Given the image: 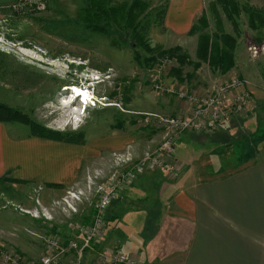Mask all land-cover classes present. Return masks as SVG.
Instances as JSON below:
<instances>
[{"label": "rangeland", "instance_id": "1", "mask_svg": "<svg viewBox=\"0 0 264 264\" xmlns=\"http://www.w3.org/2000/svg\"><path fill=\"white\" fill-rule=\"evenodd\" d=\"M131 1L107 0L109 4ZM142 1L147 4V8L140 20L147 23L145 35L153 49L150 53L133 46L129 41L120 40L117 30L99 32L86 28L77 19V14L80 8L88 4V0H45L41 10L15 11L10 5L6 10L0 11V103L27 115L44 129L71 134L70 136L79 133L83 139L108 132L112 127L137 136H143V131L149 127L161 131L163 129L160 126L144 123L143 113L149 110L150 106L147 94L151 86L148 70L152 67L146 66L156 65L163 55L171 59L170 65L163 69L164 74L161 70L159 75L165 86L174 85L176 88L202 95L211 92L221 81L243 76L249 81L248 90L256 86L260 94H264V58H251L247 50L250 44L264 43V28L249 27L248 16L244 10L251 7L264 14V0H237L241 8L236 19L237 32L219 10L223 31L236 37L237 69L227 76H224L226 73L219 74L207 63L197 59V33L177 37L165 31L160 12L165 8L166 0ZM205 8L206 5L203 10ZM207 20L206 31L214 32V21L209 16ZM163 51L167 54H163ZM139 53L141 60L149 54L152 60H149L148 64L139 61ZM202 68L204 70H201ZM196 71H200L199 75ZM82 84L93 86L95 105L83 106L77 98L71 97L68 87ZM156 92L160 93H157L158 96L163 95V103L170 98L168 95H172L165 91ZM262 96L258 101L252 97V103L244 111L245 114L232 120L220 136L223 143L232 142L234 145V149H230L226 155L228 157L224 154L220 157V162L224 165L226 162H234L236 155L243 154L255 160H264V95ZM151 101L159 104L156 98ZM160 113L173 115L164 111ZM4 124L14 136L29 134V128L25 124ZM126 146L128 148L124 147L118 151L129 150L134 158L145 152L136 157L129 149L130 144ZM105 158L104 165L100 162L90 165L89 168L84 166L80 176L82 180L67 186L61 195L68 188L87 191L90 179L95 183L104 181L103 177L116 167L112 152ZM159 173L168 180L166 172ZM42 191V185L33 187L28 197L29 205L25 206L14 203L15 197L10 189L6 192L0 188V251L17 254L25 261L37 258L44 251L42 238L49 233L63 236L68 222L89 219L97 198L91 189L88 199L78 203L77 213L66 215L58 211L50 220L43 217L34 218L20 210L38 206L36 199L41 206L49 205L51 201L42 199ZM112 220L108 219V225L100 239L101 243L97 246L98 251L109 249L106 245L118 248L114 244L116 239H144L153 231L145 229L136 233V228L129 223L130 220L125 219V222L112 227ZM104 241L106 244L102 243ZM88 254L94 256V252H88L85 259H89Z\"/></svg>", "mask_w": 264, "mask_h": 264}, {"label": "crops", "instance_id": "2", "mask_svg": "<svg viewBox=\"0 0 264 264\" xmlns=\"http://www.w3.org/2000/svg\"><path fill=\"white\" fill-rule=\"evenodd\" d=\"M15 1L0 0V11ZM207 1L166 0L165 31L177 37L188 34ZM235 69L236 65L224 76ZM149 87L150 106L145 112L175 114L187 109V104L173 95L164 94L170 98L163 103V95ZM249 90L256 101L263 98L256 86ZM153 97L159 104L151 101ZM226 128L211 134L182 133L173 141V155L182 164L177 176L166 174V181L159 173L162 171L144 173L118 193L107 211L113 219L111 226L125 219L136 233L153 231L144 239H116L115 247L135 258L137 264H264V160L243 154L236 155L234 162L221 163L220 157H228L234 149L233 143L221 140ZM12 134L0 122V188L10 189L14 203L25 206L36 185L43 186L42 199L51 201L82 180L84 166L104 165L105 157L128 144L137 157L164 138L163 130L151 127L143 136L112 127L80 143ZM87 257L86 264H93L94 256Z\"/></svg>", "mask_w": 264, "mask_h": 264}, {"label": "built area", "instance_id": "3", "mask_svg": "<svg viewBox=\"0 0 264 264\" xmlns=\"http://www.w3.org/2000/svg\"><path fill=\"white\" fill-rule=\"evenodd\" d=\"M45 0H16L11 4L15 11L24 9L44 8ZM251 58H264V43H253L247 46ZM171 59L165 55L156 65L148 70V80L155 91H165L175 95L187 104V109L173 115L159 112H144V123L160 126L164 138L152 151H145L140 157L134 158L129 150L112 152L116 167L105 177L104 181L95 183L91 179L87 191L67 189L61 197L51 200L49 205L38 206L21 211L34 218L43 217L50 220L56 212L66 215L77 213L78 203L88 199L91 189L97 195L89 219L71 221L66 225L64 235L49 233L43 239L44 251L37 258L25 261L17 254L0 251V264H85L88 252H94L93 264H137L135 258L125 254L119 248L99 250L103 231L108 225L106 213L117 194L128 187L139 175L151 171H164L175 177L182 169L180 161L173 155V141L184 132L214 133L227 126L235 118L244 115L252 103V95L247 88V81L240 77H232L214 86L209 93L198 95L176 88L165 86L159 78L161 70L168 67ZM165 70L162 71L164 74ZM77 92H71L72 98H77L83 105H95L92 85H77ZM73 89V88H72ZM101 177V178H102ZM41 213V214H40ZM96 248V250H95ZM98 251V252H97Z\"/></svg>", "mask_w": 264, "mask_h": 264}, {"label": "trees", "instance_id": "4", "mask_svg": "<svg viewBox=\"0 0 264 264\" xmlns=\"http://www.w3.org/2000/svg\"><path fill=\"white\" fill-rule=\"evenodd\" d=\"M146 8L147 4L142 0H132L130 3L120 2L115 4H109L107 0H88V4L78 10L77 19L91 31L109 32V29L117 30V37L120 40L124 42L129 41L131 44H134L133 46L150 53L153 49L150 47L145 35L147 28L145 24L147 25V23H142L140 20ZM219 10L230 21L234 31L237 32L238 26L236 19L241 11L238 1L213 0L207 1L205 10L195 19L188 34L197 33V59L207 63L219 74H225L235 65L236 37L223 31ZM244 10L248 16L249 27L254 29L264 28L263 13L251 7H246ZM163 13L164 9L160 14L163 16ZM208 16L214 21V32L206 31L208 28ZM163 54H167V52L163 51ZM140 57L141 54L137 56V58ZM149 60H152L150 54L141 60V62L148 64ZM152 66L148 64L146 67L151 68ZM0 122H18L25 124L29 128L28 135L37 137L77 143L83 142L84 140L79 133L70 136L71 134L67 135L44 129L27 115L3 103H0ZM228 143L231 144L232 142ZM106 219H109V212L106 213Z\"/></svg>", "mask_w": 264, "mask_h": 264}, {"label": "bare ground", "instance_id": "5", "mask_svg": "<svg viewBox=\"0 0 264 264\" xmlns=\"http://www.w3.org/2000/svg\"><path fill=\"white\" fill-rule=\"evenodd\" d=\"M73 88V89H72ZM68 90L71 91V92H74L76 91L77 92V95L79 96V89H78V86L77 85H71L70 87H68ZM70 97V96H69ZM72 97V96H71ZM71 103V101H70ZM72 105V104H71Z\"/></svg>", "mask_w": 264, "mask_h": 264}]
</instances>
